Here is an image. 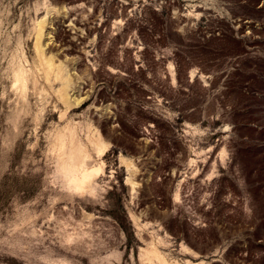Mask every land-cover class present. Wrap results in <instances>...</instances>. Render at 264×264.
<instances>
[{
	"label": "rangeland",
	"instance_id": "rangeland-1",
	"mask_svg": "<svg viewBox=\"0 0 264 264\" xmlns=\"http://www.w3.org/2000/svg\"><path fill=\"white\" fill-rule=\"evenodd\" d=\"M0 264H264V0H0Z\"/></svg>",
	"mask_w": 264,
	"mask_h": 264
},
{
	"label": "bare ground",
	"instance_id": "bare-ground-1",
	"mask_svg": "<svg viewBox=\"0 0 264 264\" xmlns=\"http://www.w3.org/2000/svg\"><path fill=\"white\" fill-rule=\"evenodd\" d=\"M37 44H38V43H37ZM37 47H38V45H37ZM44 49H45V48H44ZM45 58H46V57H44V59H45ZM46 59H47V58H46ZM45 62H46V61H45ZM49 64H50V63H49ZM54 64H55V63H54ZM50 65H51V64H50ZM50 65H49V66H50ZM52 65H53V64H52ZM50 67H51V70H52V66H50ZM55 68H56V67H55ZM60 68H61V67H60ZM51 70L49 69V71H51ZM49 71H48V74H50ZM59 72H60V71H59ZM51 73H52V72H51ZM48 74H47V75H48ZM50 75H51V74H50ZM60 77H61V76H60ZM55 79H56V78H55ZM64 90H65V89H64ZM63 92H64V91H63ZM60 93H61V92H60ZM63 100H64V99H63ZM68 102H69V101H68ZM64 150H65V149H64ZM75 151H76L75 153H74V152L71 153V152L69 151L72 155H71V158H70L69 156H68V157H69L70 159H72V163H73L74 165H78V166L83 165V164H80V163L82 162V160L80 159V158H82V154H81V157L79 156L81 152L78 153L79 151H77V149H76ZM66 152H67V151H66ZM66 152H65V153H66ZM65 153H63V154H65ZM73 153H74V154H73ZM65 158H66V156H65ZM80 160H81V162H80ZM66 161H68V159H67ZM70 161H71V160H70ZM70 161H69V162H70ZM67 163H68V162H67ZM63 165H65V163H63ZM66 166H69V165L66 164L65 167H66ZM71 168H72V166H71ZM73 168H74V166H73ZM81 168H82V167H81ZM78 169H79V168H78ZM96 171H97V170H96ZM70 172H71V171H70ZM81 172H82V171H81ZM84 172H85V171H84ZM72 173H73V172H72ZM85 173H86V172H85ZM70 175H71V174H70ZM86 175H87V174H86ZM76 176H77V175H76ZM82 176H83V175H82ZM89 176H90V174H89ZM69 177H70V176H69ZM90 177H91V176H90ZM83 178H84V177H82V179H83ZM68 179H69V178H68ZM77 179H78V178H77ZM82 179H81V180H82ZM87 179H88V178H87ZM88 181H89V180H88ZM71 184H73V182H72ZM86 184H87V183H86ZM161 263H163V262H161Z\"/></svg>",
	"mask_w": 264,
	"mask_h": 264
}]
</instances>
